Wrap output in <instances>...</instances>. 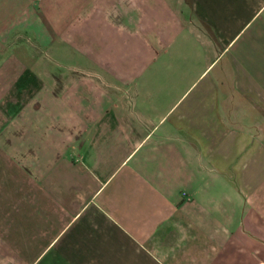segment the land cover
Returning a JSON list of instances; mask_svg holds the SVG:
<instances>
[{
	"label": "crops",
	"instance_id": "obj_1",
	"mask_svg": "<svg viewBox=\"0 0 264 264\" xmlns=\"http://www.w3.org/2000/svg\"><path fill=\"white\" fill-rule=\"evenodd\" d=\"M0 264H264V0H0Z\"/></svg>",
	"mask_w": 264,
	"mask_h": 264
}]
</instances>
